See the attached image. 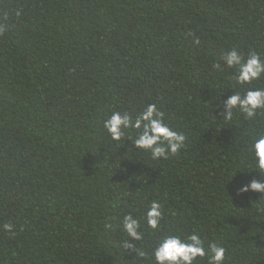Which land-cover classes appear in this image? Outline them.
Listing matches in <instances>:
<instances>
[{
	"label": "trees",
	"instance_id": "16d2710c",
	"mask_svg": "<svg viewBox=\"0 0 264 264\" xmlns=\"http://www.w3.org/2000/svg\"><path fill=\"white\" fill-rule=\"evenodd\" d=\"M233 48L264 57V0H0V264H154L163 235L193 230L224 264H264V194H237L261 175L249 145L264 112L214 116L249 88L223 66ZM153 103L187 138L166 159L103 128ZM129 213L144 256L124 246Z\"/></svg>",
	"mask_w": 264,
	"mask_h": 264
},
{
	"label": "clouds",
	"instance_id": "9594fccd",
	"mask_svg": "<svg viewBox=\"0 0 264 264\" xmlns=\"http://www.w3.org/2000/svg\"><path fill=\"white\" fill-rule=\"evenodd\" d=\"M196 43H199V40ZM221 60L223 66L235 70L232 77L235 84L249 85V88L243 93L232 90L233 94L223 101V110L220 111L219 105L214 101H220L224 91L219 100H213V115L214 112L220 111L219 118L214 115L217 119L231 120L234 111H239L247 119L254 120L258 114L264 112V88L251 87L253 81L264 78V57L256 52H251L244 57L236 48H233L222 55ZM215 67L219 69L222 65L216 64ZM103 128L113 141L122 142V144L125 140L131 141L137 151L148 153L152 160L166 159L170 155H176L186 146L185 134L174 130L166 122L164 113L155 103L147 105L135 116L128 112L113 111L105 119ZM133 131L135 132L134 137L131 135ZM249 156L253 167L261 175L259 179L254 178L243 184L237 190V194L243 195L249 191L264 194V133L252 139L249 145ZM161 209V204L155 200L147 206L143 221L148 228L152 230L159 228L163 219ZM121 226L128 237L124 246L133 250L135 255L144 256V252L136 246V242L143 239L141 219L129 213L123 217ZM106 227H111V225H106ZM3 229L5 232L14 234L11 224L3 225ZM129 238L133 243H129ZM225 255V247L215 241H208L206 244L195 230L190 234L163 235L152 250L154 264H197L198 260L203 261L205 258L207 264H224Z\"/></svg>",
	"mask_w": 264,
	"mask_h": 264
}]
</instances>
